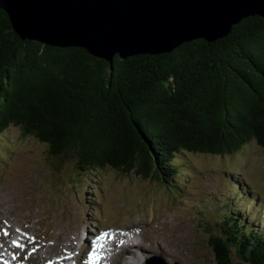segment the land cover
Segmentation results:
<instances>
[{
    "label": "trees",
    "instance_id": "1",
    "mask_svg": "<svg viewBox=\"0 0 264 264\" xmlns=\"http://www.w3.org/2000/svg\"><path fill=\"white\" fill-rule=\"evenodd\" d=\"M75 160V174L111 169L178 191L181 155L226 156L255 142L264 151V19L249 17L215 42L169 53L114 56L21 40L0 10V134ZM213 264H264V232L220 203Z\"/></svg>",
    "mask_w": 264,
    "mask_h": 264
},
{
    "label": "rangeland",
    "instance_id": "2",
    "mask_svg": "<svg viewBox=\"0 0 264 264\" xmlns=\"http://www.w3.org/2000/svg\"><path fill=\"white\" fill-rule=\"evenodd\" d=\"M8 151L9 155L6 154ZM181 158V161L177 160L176 178L187 182L179 188L181 190L185 185L184 192L192 189L193 199L197 196L203 199L204 192L213 188L226 193L227 182L219 180L216 183L211 177L217 178V174L228 176L232 172L243 175L255 195L264 197V151L255 142L231 155L186 153ZM75 171L73 158H51L46 145L31 136H20L18 127H8L0 134L1 215L3 213L14 225L49 216L43 227L51 231L56 227L63 230L64 227L72 228V223L93 212L90 205L94 203L101 207L94 212L101 222L141 225L150 237L147 238L151 244L148 255L158 254L153 240H160L169 249L171 246L176 250L173 257L164 254L169 262L213 264L207 241L210 233H217V212L223 213L222 210L217 211L216 207L210 208L209 205L186 204L184 198L188 195L178 194L173 189L169 192L168 186L155 179L141 181L135 175H124L111 169L94 170L92 174L82 172L79 176H75ZM196 176L200 177L197 183L192 178ZM214 198H218L217 192ZM253 206V203L249 204L246 214L254 211ZM126 207L132 208L131 212L126 211ZM183 212L184 223L175 221L173 225L174 217ZM168 214L171 215L167 217ZM14 215L22 222L12 220ZM238 216L242 219L241 214ZM89 217L93 219L92 215ZM141 222L143 224H139Z\"/></svg>",
    "mask_w": 264,
    "mask_h": 264
},
{
    "label": "water",
    "instance_id": "3",
    "mask_svg": "<svg viewBox=\"0 0 264 264\" xmlns=\"http://www.w3.org/2000/svg\"><path fill=\"white\" fill-rule=\"evenodd\" d=\"M0 10L21 40L82 48L111 65L221 40L245 18L264 19V0H0Z\"/></svg>",
    "mask_w": 264,
    "mask_h": 264
},
{
    "label": "bare ground",
    "instance_id": "4",
    "mask_svg": "<svg viewBox=\"0 0 264 264\" xmlns=\"http://www.w3.org/2000/svg\"><path fill=\"white\" fill-rule=\"evenodd\" d=\"M8 218V217H7ZM9 220V219H8ZM9 221H11V220H9ZM151 223V222H150ZM132 224H134V223H132ZM149 225V224H148ZM55 226V225H54ZM53 226V227H54ZM57 226H58V224H57ZM62 226V225H61ZM142 227V226H141ZM149 227H150V225H149ZM148 227V228H149ZM60 228V227H59ZM147 228V227H146ZM57 229V227L56 228H54V232L52 233V235H50L43 243L44 244H46L47 245V248H48V251H47V255L48 256H45L44 257V261H47V260H49L50 259V257L53 255V254H51V252L53 251V249H54V244H51L50 242L51 241H58L61 237H62V235H64L63 233H57L56 230ZM149 232V231H148ZM154 237V236H153ZM139 239V240H138ZM135 238V241L137 242V241H141V238ZM114 246L115 247H119V245L117 244V243H115L114 244ZM137 248H139V246H137ZM151 248V247H150ZM134 250H136V248L130 243V241H127L124 245H122L121 246V251H122V253H121V256H124V255H126V256H128V255H130V256H132V255H134ZM55 255H57L56 254V252H55ZM115 257H117V255H115ZM115 257H113V259L115 258ZM50 264H52V262H49Z\"/></svg>",
    "mask_w": 264,
    "mask_h": 264
},
{
    "label": "snow or ice",
    "instance_id": "5",
    "mask_svg": "<svg viewBox=\"0 0 264 264\" xmlns=\"http://www.w3.org/2000/svg\"><path fill=\"white\" fill-rule=\"evenodd\" d=\"M7 234V233H6ZM107 234L105 233V234H102L100 237H98L97 239L98 240H103L104 238H105V236H106ZM93 243L95 244L96 243V241H93ZM17 246H19V245H17ZM15 258V257H14ZM99 259V257H98V255H97V253H96V251L95 250H93V252H92V254H91V257H90V262H89V264H96V260H98Z\"/></svg>",
    "mask_w": 264,
    "mask_h": 264
}]
</instances>
